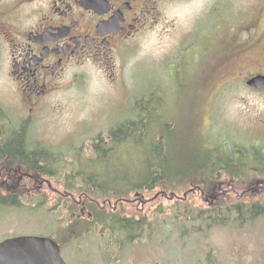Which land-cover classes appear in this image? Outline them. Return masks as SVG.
<instances>
[{"label": "rangeland", "instance_id": "1", "mask_svg": "<svg viewBox=\"0 0 264 264\" xmlns=\"http://www.w3.org/2000/svg\"><path fill=\"white\" fill-rule=\"evenodd\" d=\"M211 5V0H177L168 7L164 25L141 36L121 56L115 81L93 71L84 83L72 82L56 94L52 104L36 117L30 126L34 141L52 153L48 157L51 163L44 167L58 170L42 176L50 178L55 188L77 196L84 190L79 180L74 183L67 179L70 174L90 166L99 168L98 171L108 169L106 165L88 162L94 155L92 142L99 134L107 137L108 130L122 122H135L137 100L141 105L152 107L154 100L149 93L146 98L147 92L154 93L155 99H162L159 111L163 119L153 117L150 110L149 120L175 125L178 145L171 148L173 154L191 160L180 163L181 166L193 167L202 145L213 149L211 152L219 147L227 153L249 157L253 155L249 150L253 146L264 147V94L250 92L243 82L215 77L217 73L213 72L210 59L200 57L213 51L217 54L221 49L207 37L213 27L209 14ZM3 82L4 78L0 77V102L7 96L2 91ZM167 118L169 121L165 120ZM129 148L130 157L125 164L115 167L118 169L115 175L135 174L140 168L135 156L143 151V146L136 147L134 140L128 138L120 149ZM243 167L240 170H248ZM36 172L33 173L40 174ZM260 173L244 172L236 176L221 170L218 177L211 180L253 179ZM101 176L99 181L105 179L103 173ZM208 180L205 178L203 182ZM183 183L179 188L133 189L126 195L138 200L134 204H121L115 214L146 217L152 228L140 239L129 241L116 232L110 234L109 229L96 226L81 239L63 243L64 260L68 264H206L209 259L226 264L233 254L257 243L251 238L258 229H264V212L256 218L238 219L229 217L234 211L217 210V207V215H227L219 216V220L216 216L207 220L210 210H202L207 205L199 193L189 194L185 201L169 199L171 192L182 196L197 185L192 180ZM207 187L208 191L212 189L204 186ZM162 191L167 192L166 197L160 195L150 200ZM94 192L90 194L100 202L116 201L119 195ZM41 195L30 196L25 191L19 206H0V240L8 236L48 235L63 241L69 221L80 214L81 207L73 214L70 199L55 196L51 191ZM226 205L232 210V202Z\"/></svg>", "mask_w": 264, "mask_h": 264}, {"label": "flooded vegetation", "instance_id": "2", "mask_svg": "<svg viewBox=\"0 0 264 264\" xmlns=\"http://www.w3.org/2000/svg\"><path fill=\"white\" fill-rule=\"evenodd\" d=\"M176 1L0 0V77L7 94L0 102V202H21L25 191L37 197L49 191L61 195L29 172L45 168L38 157L29 156L41 149L30 126L72 82L84 83L93 71L115 81L121 56L141 36L162 27ZM211 2L213 27L206 36L221 49L200 57L210 59L215 77L243 82L250 92L264 94V89L247 84L264 75V0ZM249 150L263 155L260 162L232 174L261 175L202 182L212 187L209 197L201 196L211 208L207 215H227L216 214L217 203L233 198L243 202L240 206L255 205L264 212V147ZM260 213L236 211L242 218ZM258 230L251 238L257 243L233 254L226 264H264V229Z\"/></svg>", "mask_w": 264, "mask_h": 264}, {"label": "trees", "instance_id": "3", "mask_svg": "<svg viewBox=\"0 0 264 264\" xmlns=\"http://www.w3.org/2000/svg\"><path fill=\"white\" fill-rule=\"evenodd\" d=\"M148 93L152 96L154 105L152 107L150 104V107L148 105L144 106L139 104L140 101L137 100L138 112H136L137 118L135 122H122L118 126L111 128L107 132V137H104V134H100L92 142L94 155L88 162L95 163L96 165H106L105 167L108 169L106 171H98L99 168L90 166L85 169H79L67 177V179H72L74 183H76V180H79V186L84 190L80 194L95 193L94 191H99L103 194H110L111 192L113 195L119 194L116 201L118 204H121L122 199L127 198L128 196L126 195L133 189L153 191L157 187H162L163 189L179 188L184 184V181L192 180L193 183H198V181H202L205 178L212 179L218 177L221 170H226L228 173H237L243 166V168H247L251 164L259 163L263 157L262 154L258 153H253L251 157L245 154L236 156V153H227V151L220 150L219 147L215 148L216 152H211L213 149H208L202 145V150L196 155L195 159L191 156L192 159L197 161L195 164L198 165L194 166V164L193 167L191 165L186 167L181 166L180 163L191 162V160H187L188 158H178L176 154H173L171 148L178 145L175 125L171 126L166 122H148L151 117L150 110L152 111L151 115L153 117L163 119L159 111L161 109L162 99H155V95L152 92L145 93L146 98L149 96ZM147 102L149 103L148 100ZM168 119L165 120L169 121ZM153 123L155 125L154 128L152 127ZM0 130H2L1 125ZM128 138L134 140L136 147L143 146V151L138 152L137 156H135L137 157V163L140 168L136 170L135 174L126 173L125 175L118 176L115 175L118 174V169L115 167L118 165L121 166L120 164H125L132 153L131 148L120 149ZM235 148L242 149L239 146H235ZM46 150V147L41 146V149L35 152L37 155L29 153V156H32V158L38 157V161L41 163L49 164L51 162L48 157L52 153ZM238 151V153H242V151ZM109 166H112L113 169L110 170L111 167ZM235 168H237V171ZM55 171L57 173L58 170L42 167L37 173L39 172L40 175H52ZM102 173L105 175V179L99 181ZM203 189L205 193L209 192L208 187H203ZM137 200L135 198L133 202ZM232 203V210L228 209V206L224 202L218 204L217 210L225 209V211H234L233 216L229 217L238 219H242V217L238 216L236 211L247 210L255 214L261 211L255 205L243 207L240 204H236L237 202L235 201H232ZM8 204L19 206L20 202H0L2 206ZM83 204L88 211L75 218L73 217L69 221L68 227L65 230L66 235L62 239L63 241L59 240L61 244L81 239V236H84L96 226L103 227V230L109 229L110 234L116 232L129 241L140 239L145 235L146 230L151 227L146 217L122 216L117 213L115 214V212L109 210L107 207L97 206L88 201H84ZM79 205V202H71L70 207L73 214L77 213V207ZM202 210L208 211L209 208H203ZM212 217L208 215L206 219L211 220ZM216 217H218L216 218L217 220L220 219L219 216Z\"/></svg>", "mask_w": 264, "mask_h": 264}, {"label": "water", "instance_id": "4", "mask_svg": "<svg viewBox=\"0 0 264 264\" xmlns=\"http://www.w3.org/2000/svg\"><path fill=\"white\" fill-rule=\"evenodd\" d=\"M247 83L254 88L264 89V75L254 76ZM186 196L187 192L184 193V197ZM0 264L67 263L61 256L59 244L52 238L18 236L0 242Z\"/></svg>", "mask_w": 264, "mask_h": 264}]
</instances>
